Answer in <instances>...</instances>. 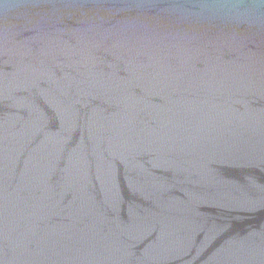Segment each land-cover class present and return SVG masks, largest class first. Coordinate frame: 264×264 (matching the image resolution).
I'll return each mask as SVG.
<instances>
[{"label":"water","instance_id":"water-1","mask_svg":"<svg viewBox=\"0 0 264 264\" xmlns=\"http://www.w3.org/2000/svg\"><path fill=\"white\" fill-rule=\"evenodd\" d=\"M0 264H264V0H0Z\"/></svg>","mask_w":264,"mask_h":264}]
</instances>
